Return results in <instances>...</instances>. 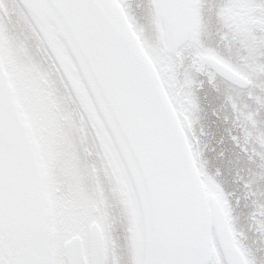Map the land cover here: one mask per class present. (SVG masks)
<instances>
[{"label": "snow or ice", "instance_id": "obj_1", "mask_svg": "<svg viewBox=\"0 0 264 264\" xmlns=\"http://www.w3.org/2000/svg\"><path fill=\"white\" fill-rule=\"evenodd\" d=\"M241 2L253 17L264 16V0H147L145 4L130 0H15L14 23L37 34L44 23L33 8L54 14L55 19L46 18L54 30L56 22L64 23L65 18L76 25L85 47L95 54L97 67L108 74L122 98L134 105V117L142 118L147 126L144 147L163 218L161 237L154 242L145 228L144 203L137 199L140 238L130 255L128 249L114 243L104 251L100 234L89 229L92 222L103 226L104 218L97 208L87 205L83 210H66L69 201L58 197L40 176L41 166L47 163L43 140L40 158H33L31 136L42 135L37 129L39 111L27 87L26 70L12 64L7 55L6 26L0 17V264H264V255L258 258L250 248L234 242L237 253L217 239L213 220L230 223L233 204L223 185L202 166L190 130V113L198 107L197 84L211 85L213 75L250 89L264 81V55L254 54L252 63L243 70L254 81L249 84L236 80L225 67L228 61L201 40L205 16L211 20ZM137 13L162 41L158 51L145 49L150 66L138 57L132 40L134 33L140 45L145 44ZM8 23H13L11 18ZM253 27L259 30L258 25ZM7 34L11 36L10 30ZM56 35L63 42L58 31ZM153 70L160 75L172 107L184 113L179 127L171 120ZM32 76H36L35 71ZM9 81L14 82L18 108L13 107ZM250 101L248 126L259 127L264 90L257 89ZM25 118L33 123L31 132L24 126ZM28 178L36 181L30 196L23 191ZM206 192L214 193L216 201L207 199ZM49 199L59 212L54 218L47 213ZM259 219L258 226L264 228V217ZM53 225L60 236L58 248L53 247L55 241L49 233ZM194 235L198 236L195 243ZM76 236L87 241V258L81 256ZM212 245L219 259L211 255Z\"/></svg>", "mask_w": 264, "mask_h": 264}, {"label": "flooded vegetation", "instance_id": "obj_2", "mask_svg": "<svg viewBox=\"0 0 264 264\" xmlns=\"http://www.w3.org/2000/svg\"><path fill=\"white\" fill-rule=\"evenodd\" d=\"M130 2L145 4L147 0ZM15 12V0H0V17L6 26L7 55L12 64L26 70L27 87L39 111L37 129L42 135H32L30 143L33 158H40L41 140L45 145L47 163L41 166L40 176L53 186L58 197L69 201L66 210H83L91 205L100 211L104 223L103 226L98 225L102 230L105 252L114 243L116 247L128 249L132 255L140 238L136 211V201L140 198L119 145L97 110L69 51L57 38L56 30L47 23V19L40 18L44 27L37 34L30 28L15 24ZM10 18L13 23H8ZM137 20L146 38L142 46L144 51L146 48L152 52L160 50L162 41L148 21L138 13ZM263 27L257 50L264 49ZM8 30L11 36L7 34ZM248 39L243 59H234L226 66L252 84L254 81L243 70L252 63L254 54L264 55V51H257L255 40ZM33 71L35 77L32 76ZM156 75L162 85L160 75ZM199 79L206 81L207 78ZM7 87L13 107L18 108L14 82L9 81ZM257 89L264 90V81L256 83V88H242L219 75L212 76L211 85L207 82L203 86L197 84L198 107L190 113V130L192 144L199 153L202 166L223 185L233 204L230 223L226 219L213 220L217 239L226 249L232 248L237 253L236 243L246 246L259 258L264 255V228L258 226L259 218L264 217V208L258 196L250 190L249 180L254 176L248 175L254 170L250 167L251 162L255 163L254 155L262 149L264 151V113L260 114L259 127L248 126L250 97ZM165 95L168 99L167 93ZM181 98L187 101L182 93ZM172 109L180 123L184 113ZM24 126L30 132L33 129L28 118L24 119ZM35 184L31 178L25 180L23 191L26 196L31 195ZM206 195L209 200L217 199L214 193L206 192ZM86 199L87 203L79 208ZM47 213L53 218L59 214L56 203L51 199L48 200ZM112 217L114 224L120 227V234L116 229H107L113 225ZM49 233L53 238L58 236L54 225L49 228ZM84 241L87 258V241ZM210 252L219 259L215 245L211 246Z\"/></svg>", "mask_w": 264, "mask_h": 264}, {"label": "water", "instance_id": "obj_3", "mask_svg": "<svg viewBox=\"0 0 264 264\" xmlns=\"http://www.w3.org/2000/svg\"><path fill=\"white\" fill-rule=\"evenodd\" d=\"M33 11L36 16L43 20L47 17H53V19H55L54 14L47 10L33 8ZM55 30L63 37V43L67 45V50L70 52L72 59L75 58L73 60L88 87L97 110L104 118L112 137L119 145L124 161L131 172L132 180L136 186L140 201L144 203L145 228L150 232L153 241L157 242L161 237L163 209L157 203L154 188L155 181L151 174L150 161L144 147V135L146 134L147 126L142 118L138 116L134 117V105L127 103L122 98L120 92L113 86L108 74L97 67L95 54L85 47L77 26L65 18L64 23H60L59 21L56 22ZM132 40L136 42L138 57L142 58L150 66L151 62L134 34H132ZM226 69L230 70L227 67ZM231 72L236 80L245 81V79L238 74L233 71ZM153 74L155 84L159 87L163 100L167 103L171 120L179 127L180 124L178 119L154 70ZM226 80L239 86L231 80ZM181 135H183L182 131ZM194 228H198V225H194ZM89 229H94L100 234L101 242L104 246L102 232L98 225L93 222L89 226ZM74 239L80 241V253L81 256L84 257L81 239L78 236L74 237ZM196 241H198V236L194 235L193 242L195 243ZM64 243L67 244L68 242L66 241Z\"/></svg>", "mask_w": 264, "mask_h": 264}, {"label": "trees", "instance_id": "obj_4", "mask_svg": "<svg viewBox=\"0 0 264 264\" xmlns=\"http://www.w3.org/2000/svg\"><path fill=\"white\" fill-rule=\"evenodd\" d=\"M204 21L205 26L201 34L202 42L208 47L216 49L228 63L234 59L237 61L243 59L245 47L249 41L248 37L251 40H255L257 50L260 37L263 36L260 34V30L264 26V16L253 17L251 10L243 2L237 4L235 7L224 9L222 13L212 17L211 20L205 16ZM257 25L259 26V30L253 27ZM246 31L248 32L247 34ZM253 159L255 163L251 162L250 167L251 169L253 167L254 170L248 172L249 177L254 176L252 180H249L251 182L250 190L253 191L254 195L258 196V201L264 208L263 149L262 152H256ZM111 222L113 225L110 224L107 229H116L117 233L120 234V227L114 224L116 222L113 217Z\"/></svg>", "mask_w": 264, "mask_h": 264}, {"label": "rangeland", "instance_id": "obj_5", "mask_svg": "<svg viewBox=\"0 0 264 264\" xmlns=\"http://www.w3.org/2000/svg\"><path fill=\"white\" fill-rule=\"evenodd\" d=\"M121 188H122L123 191L125 192V188L122 187V186H121ZM125 194L127 195L126 192H125ZM128 202H129V204L131 205V201H130L129 198H128ZM84 204H85V203H80V204H79V208H82ZM56 240H58V239H57V235H54V241H55V242H54V245H53L54 248H57V247H56Z\"/></svg>", "mask_w": 264, "mask_h": 264}]
</instances>
